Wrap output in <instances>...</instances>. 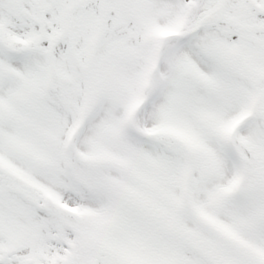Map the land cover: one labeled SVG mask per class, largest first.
<instances>
[{
  "label": "snow or ice",
  "instance_id": "6c2138e0",
  "mask_svg": "<svg viewBox=\"0 0 264 264\" xmlns=\"http://www.w3.org/2000/svg\"><path fill=\"white\" fill-rule=\"evenodd\" d=\"M0 264H264V0H0Z\"/></svg>",
  "mask_w": 264,
  "mask_h": 264
}]
</instances>
